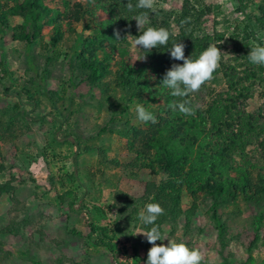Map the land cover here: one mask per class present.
<instances>
[{"label":"rangeland","instance_id":"1","mask_svg":"<svg viewBox=\"0 0 264 264\" xmlns=\"http://www.w3.org/2000/svg\"><path fill=\"white\" fill-rule=\"evenodd\" d=\"M78 2L84 0H66L71 9ZM137 2L132 11L126 7L127 23L118 29L117 40L137 72L150 67L148 71L164 75L173 64L182 65V61L165 58L170 56L172 40L162 47L161 61L151 62L137 60L144 50L135 51L125 37H138L147 27H163L180 39L186 30L187 22L181 18L186 2L193 6L189 30L230 55L222 56L212 80L186 97L202 114L200 123L209 128L206 137L213 138L221 150L228 144L231 130L224 126L219 136L210 133L219 127L216 119L222 118L212 109V100L233 96L228 89L230 77L233 84L245 88L247 110L264 107V66L253 65L247 58L253 42L264 46L263 33L257 28L261 0L247 4L246 0H156L151 10L135 8ZM47 3L63 12L65 41L57 48L47 46L52 26H46L41 38L30 45L13 35L21 17H8L7 26L0 31V264H146L152 245L138 232L151 226H142L138 215L148 203L164 209L156 221L163 237L157 244L175 241L198 249L201 264H264V220L257 228L254 218L261 206L227 202L213 211L208 198L198 195L191 200L182 189L175 211L166 210L175 192L169 189L161 196L147 191L151 185L160 186L162 175L145 169L128 175L127 143L132 129L147 128L136 119V102L146 103L158 123L166 111L160 103L173 98L170 90L157 84L129 102V90L119 87L117 54L108 43L96 55L110 59V72L101 81L102 89L90 86L70 54L78 36L90 35L83 29L85 21L72 22L69 27L68 11L61 0ZM142 12H147L149 23L139 31L133 18ZM109 18L101 7L92 20L101 23ZM223 119L227 117L223 115ZM237 125L232 132L243 129ZM256 152L251 146L234 147L230 155L239 164H246L248 157L264 164ZM125 199L134 201L127 206ZM216 218L226 228L224 246ZM91 225L107 231L93 232Z\"/></svg>","mask_w":264,"mask_h":264},{"label":"trees","instance_id":"2","mask_svg":"<svg viewBox=\"0 0 264 264\" xmlns=\"http://www.w3.org/2000/svg\"><path fill=\"white\" fill-rule=\"evenodd\" d=\"M126 1L84 0L83 3H74L72 9L69 8L66 0H61V4L66 7L64 11H68L66 16L69 27L72 22L80 23L84 20L83 29L90 31V35L86 38L78 36L73 46L70 47V54L76 58L83 79L90 86L102 89L101 81L110 72V59L98 57L96 53L103 48V43H108L113 53L117 54L119 87L122 90H129V102H132L133 99L139 98V94L153 89L157 84L161 85L164 75L148 71L150 67L145 71L137 72L134 66L126 60L127 52L118 48L121 45L117 43L113 33L119 28H124L123 25L127 23V10L124 5ZM134 2L135 0H131L130 3L134 6ZM239 2L243 3V0ZM248 2L249 0H246V4ZM185 4L181 18L187 22L186 30H182L180 39L177 36H170L169 41L172 40L171 47L175 42L183 43L184 52H186L184 55L195 56L196 59L209 46V43L205 37H197L194 29L189 30L193 21V6H187L188 2ZM101 7L110 18L97 23L92 18ZM258 11L257 28L264 37V0H261ZM62 13L60 9L53 8L47 3V0H0V31L2 32V28L7 26L8 17H21L22 23L14 27L13 35L17 41L30 45L41 38L46 26H52L53 31L47 46L55 49L65 41L64 32L61 29ZM86 18L90 21H86ZM162 47L158 45L144 52L145 58L150 59L151 62L159 61L163 56ZM77 48L81 50L77 52ZM86 52L87 55H85ZM165 58L171 59L169 55ZM47 60L52 61L53 59L47 57ZM231 81L232 77H230L231 84L228 89L232 91L233 96L230 97L228 94L225 99L220 97L212 100V109L215 108L216 113L221 114L222 118L216 119L219 127L216 131L210 132L219 136L225 126L227 131L231 130L228 144L219 150L214 145L213 138L206 137L209 128L200 123L202 114L199 110H195L193 116L172 115L171 112L174 110L169 107V104L173 98H166L162 101L163 103H160V107L166 108L165 115L160 117L158 123H144L147 126L144 130L132 129L127 143L131 168L128 175L135 176L134 170L141 169L162 175L164 180L160 186L151 185L147 191L151 190L154 195L161 193V196L165 195L164 193L169 189L174 191L172 207L166 205V210L173 208L175 211L182 189L191 196V200H197L198 195L208 198L213 211L227 202L242 201L250 206H261L254 217L257 228H259L264 220V164L260 165V161L252 157H248L246 164H239L232 159L230 153L234 147L244 149L251 146L257 150L256 156L264 162V107L256 111L247 110L246 95L243 92L245 88L238 87ZM121 96L124 100L127 95L123 91ZM141 101L140 99L136 103H141ZM222 114L227 119H223ZM237 124H240L243 129L234 133L232 131L235 130ZM101 133L99 131L98 135ZM252 171L255 172L254 175ZM232 172L234 175H231ZM154 199L156 200L157 197L154 196ZM133 201L126 200L127 206ZM91 228L93 232L98 231L100 234H105L104 232L107 231L106 228L96 227V225H91ZM217 229L221 245L224 246L225 225L218 222Z\"/></svg>","mask_w":264,"mask_h":264},{"label":"clouds","instance_id":"3","mask_svg":"<svg viewBox=\"0 0 264 264\" xmlns=\"http://www.w3.org/2000/svg\"><path fill=\"white\" fill-rule=\"evenodd\" d=\"M156 0H138L135 8L154 9ZM129 11L133 10V4L126 5ZM136 27L139 31L149 23L147 12H142L134 16ZM182 24L185 21L181 22ZM116 40H120V32L113 33ZM125 38L131 41L132 48L141 52H148L158 45H167L170 39V32L161 27H147L138 37L131 35ZM139 46V47H138ZM185 45L180 42L173 43L168 51L173 60L182 61V65L173 64L163 76L161 86L170 90V95L174 99L169 107L185 116L195 115V110L190 106V101L186 99L191 93L198 92L200 88L208 81L213 79V73L219 68L222 56H230L222 53L219 48L212 44L208 46L196 59L191 56L185 58ZM143 57H137V60H143ZM248 61L253 65L264 66V46L253 42L250 52L247 55ZM136 119L142 123H156L155 116L144 104L138 103L135 107ZM164 215V209L158 203H148L140 211L138 219L142 226H151L147 230H141L138 234L146 237L147 242L152 245L148 250L146 264H201L203 256L198 249H191L184 243L167 241V244H157V241L163 239L157 219Z\"/></svg>","mask_w":264,"mask_h":264}]
</instances>
